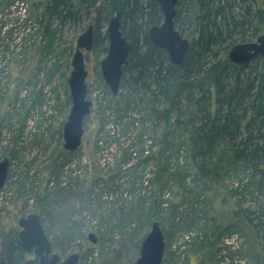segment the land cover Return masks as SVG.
I'll list each match as a JSON object with an SVG mask.
<instances>
[{
  "label": "rangeland",
  "instance_id": "1",
  "mask_svg": "<svg viewBox=\"0 0 264 264\" xmlns=\"http://www.w3.org/2000/svg\"><path fill=\"white\" fill-rule=\"evenodd\" d=\"M37 1L8 0V8L4 5L0 8V160L8 157L10 161L7 181L0 190V217L9 216V220L18 226L20 218L33 213L39 215L55 244L54 252L63 260L79 253V264H135L140 254V241L156 221L160 223L166 241L162 264H255L253 255L258 251L255 250L257 246L249 239L242 221L233 227L232 237L227 238L229 233L222 234L221 241L213 249L222 251L215 257L213 250L202 242L215 240L210 237V221L212 224L216 217L223 222L220 213L232 210L231 205L226 208L223 198L224 193L228 195L237 188V182L215 183L211 195L215 191L220 196L210 205L211 209L206 208L202 204L206 201L205 196L199 195L200 183L189 182L192 178L182 182L184 168L174 169L172 174L178 175L175 179L170 178V186L162 192L165 189L160 182L168 179L161 176L156 162L148 163L147 160L159 150L158 136L151 129L154 125L148 124L143 138L132 132L120 138L117 135L109 138L105 133L107 127L102 135L99 133L98 102L107 101L110 91L101 70V62L107 55L103 43L99 42L97 49L85 53L93 111L85 122L83 145L75 153L64 149L63 126L72 107L68 85L71 62L79 36L94 24L93 15H82L78 21L63 25L57 22L52 26L54 49L47 54L44 52L47 41L42 33H38L35 21ZM185 38L193 41L196 35L191 31ZM70 48H73L71 56ZM123 85L118 94L120 102L128 95L129 87L123 88ZM140 98L142 96L136 99L137 105ZM122 142H125V148L135 143L137 151L127 152L130 163L121 169L126 158L120 148ZM173 152L170 164L187 159L185 149L180 154L176 148ZM169 154L171 156V152ZM61 162L72 164L67 169L72 175L68 176V171L60 175L55 166ZM160 162V166L164 164ZM112 176L116 177L115 184L103 188L105 196L98 202L90 201L87 195L92 182H99V179L103 180L100 182H112L109 180ZM62 182H77L80 187L68 199L57 197L61 194ZM101 191L102 185L94 189L95 198ZM48 195L47 201L55 206L51 210L39 204ZM141 198L148 201L149 208L143 227L135 224V213L127 207ZM236 200L231 203L235 205ZM254 205L245 208L256 212ZM237 213L241 216L229 223L242 220L244 208H238ZM68 228L73 229V234L67 240ZM1 234L0 225V240ZM91 234L95 235L96 243L89 239ZM227 254L230 259H226ZM33 258L28 255L26 259Z\"/></svg>",
  "mask_w": 264,
  "mask_h": 264
},
{
  "label": "trees",
  "instance_id": "2",
  "mask_svg": "<svg viewBox=\"0 0 264 264\" xmlns=\"http://www.w3.org/2000/svg\"><path fill=\"white\" fill-rule=\"evenodd\" d=\"M1 5L7 9L10 3L6 0L0 2V8ZM35 11L38 33H42L47 41L44 46L47 54L54 49L52 26L57 22L63 25L78 21L82 15H93V50L100 42L107 54L109 42L105 29L111 18L122 12L124 34L133 44L122 79L123 88L129 87L128 95L120 102L119 95L113 96L108 91L107 101L98 102L99 133L102 135L107 127L105 133L109 138L112 135L120 138L129 132L143 138L148 124L154 125L151 129L158 136L159 150L147 160L148 163L156 162L161 176L167 177V182H160L161 187L167 189L170 178L175 179L178 175L172 174L174 169L184 168L182 182L192 178L189 182L200 183L199 195L205 196L206 201L202 204L206 208L211 209L210 205L220 196L214 191L211 197L215 183L237 182V188L228 195L224 193L223 198L226 208L231 205L232 210L220 213L223 222L216 217L212 224L210 221V237L215 240L202 242L213 250L222 234L229 233L227 238L232 237L233 227L242 221L249 239L255 241V250L260 252L252 254L256 257L254 263L264 264V57L239 66L228 56L234 45L255 41L264 33V0H179L176 27L184 37L191 31L196 35V39L190 41L189 53L181 65H173L167 51L149 38V28L163 22V13L156 0H38ZM72 51L70 48V56ZM140 96L137 105L136 99ZM97 147L100 148L98 141ZM120 148L126 156L121 163L122 169L130 163L127 152L133 154L137 148L135 143L125 148V142ZM175 148L178 154L185 149L187 159L172 165L169 162ZM170 152L171 156L168 155ZM160 161L164 162L162 167ZM71 165L61 162L55 167L60 175L68 171L69 176L73 174L67 170ZM115 178L109 179L112 182H100L102 179L92 182L87 195L89 200L98 202L102 199L105 196L103 188L114 185ZM210 184L213 186L209 187ZM60 185L61 194L57 197L65 199L80 187L77 182ZM100 185L102 191L95 198L94 189ZM44 197L39 204L49 210L55 208L47 201L49 195ZM235 199L233 205L231 200ZM147 203L141 198L128 204L135 213V224L146 222ZM246 205L256 206V212L245 208ZM238 208H244L242 220L229 223L241 216L237 213ZM9 219V216L0 217V264H23L26 255L19 240V230ZM67 232L68 240L73 229L68 228ZM146 236L140 241L139 249ZM218 252L213 250V256ZM230 258L227 254L226 259Z\"/></svg>",
  "mask_w": 264,
  "mask_h": 264
},
{
  "label": "water",
  "instance_id": "3",
  "mask_svg": "<svg viewBox=\"0 0 264 264\" xmlns=\"http://www.w3.org/2000/svg\"><path fill=\"white\" fill-rule=\"evenodd\" d=\"M163 13V22L149 28V38L153 44L167 51L173 65H181L189 53L191 42L177 29L175 20L179 0H156ZM122 12L111 18L107 26L108 52L101 62L102 76L113 96H118L124 74L129 63L133 44L123 31ZM95 30L90 25L78 38L68 78L72 107L63 126L64 149L69 153L77 152L83 145L85 122L92 113L93 102L89 99L88 70L86 55L94 49ZM232 63L242 66L257 57H264V33L255 41L234 45L229 50ZM9 158L0 160V190L4 187L9 170ZM19 240L23 250L35 254L36 260L25 264H79L81 256L73 253L65 260L54 252L53 244L46 233L39 215L33 213L19 220ZM89 239L96 243L94 234ZM166 250L164 232L159 222H154L144 238L140 254L135 264H162Z\"/></svg>",
  "mask_w": 264,
  "mask_h": 264
},
{
  "label": "flooded vegetation",
  "instance_id": "4",
  "mask_svg": "<svg viewBox=\"0 0 264 264\" xmlns=\"http://www.w3.org/2000/svg\"><path fill=\"white\" fill-rule=\"evenodd\" d=\"M19 220H20V219H19ZM18 223H19V221H18ZM17 227H18V230H19V232H20L19 224H18ZM22 249H23V248H22ZM23 251H24V250H23ZM24 253H25V255H26V258H27L28 255H32V256L34 257L33 259H28V260H36V255H35V254H33V253H32V254H29V253H26L25 251H24ZM26 258H25V261H24L23 264H25V262L28 261Z\"/></svg>",
  "mask_w": 264,
  "mask_h": 264
}]
</instances>
